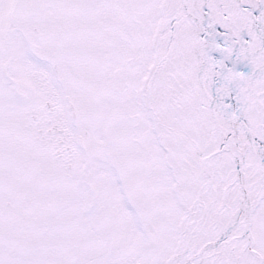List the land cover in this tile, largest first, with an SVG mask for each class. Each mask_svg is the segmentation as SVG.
<instances>
[{"label": "snow or ice", "instance_id": "obj_1", "mask_svg": "<svg viewBox=\"0 0 264 264\" xmlns=\"http://www.w3.org/2000/svg\"><path fill=\"white\" fill-rule=\"evenodd\" d=\"M0 264H264V0H0Z\"/></svg>", "mask_w": 264, "mask_h": 264}]
</instances>
